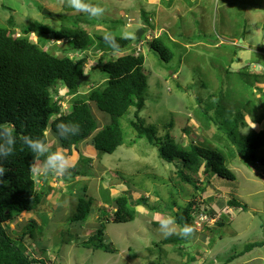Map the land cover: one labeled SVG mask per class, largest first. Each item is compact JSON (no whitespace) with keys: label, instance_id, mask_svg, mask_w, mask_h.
Returning a JSON list of instances; mask_svg holds the SVG:
<instances>
[{"label":"rangeland","instance_id":"1","mask_svg":"<svg viewBox=\"0 0 264 264\" xmlns=\"http://www.w3.org/2000/svg\"><path fill=\"white\" fill-rule=\"evenodd\" d=\"M82 2L103 8L102 15L93 17L77 11L69 6V0H0V26L9 28L17 37L24 36L22 28L35 21L54 30L67 26L75 28L76 24V27H86L93 37L110 33V29L115 28L114 34L134 38L137 28L146 26L143 20V14H146L150 28L148 26V32L141 40V52L145 57V71L150 77L148 100L139 118L146 125L154 126L159 136L169 132L184 146L192 144L221 150L227 168L236 179L227 181L203 175L201 168L193 177L200 187L197 191H204L195 199L202 212L201 222H193V233L187 242L163 244L164 240L179 235L181 229L173 223L169 228L174 229V233L166 236L167 229H162L161 225L172 219V213L178 211L177 205L184 207L191 196L199 192L177 179L175 169L162 161L157 150L146 140L138 139L128 147L127 143L136 136L128 124V119L135 120V109L121 118L126 144L112 154L98 153L92 145V137L67 154L48 128L46 146L49 152L62 151L68 159L70 173L78 174L65 180L64 176H45L43 172L34 171L38 190L45 189L42 201L31 212L4 224L9 235L21 240L27 252L45 264H225L227 255L234 257L227 264H264V246L239 255L244 243L262 239L264 167H246L240 157L229 156L223 147L225 140L218 142L216 137H226L220 130L219 123L223 118L216 115L214 97L221 92L223 100L229 96L224 108L228 119L229 105L239 104L234 101L238 92L228 95L233 89L245 88L247 91H241L244 94L254 92L257 95V89L250 90L252 79L238 83V86H234L235 82L231 88H221L217 77L225 80L228 74L237 76L238 71L244 69L264 75V66L256 63L264 62V54L257 51L258 47H264V13L246 8L242 0H175L174 4L168 0ZM258 2L264 7V0ZM45 9L55 15L43 14ZM163 33L176 43V46L169 44L168 47L183 55L176 73L172 72L174 63L166 64L149 51L148 41ZM27 38L33 43L39 41L35 33ZM46 38L44 44L39 43L44 50L61 57L60 49L69 48L64 55L75 61L83 59V75H89L75 96H65L66 89L57 88L58 95L54 100L62 99L60 106L65 114L70 112L74 98L85 97L92 88L102 86L106 81L107 75L100 72L99 67L108 59L114 60L128 52H116L111 54L113 57L107 54L104 58L102 51L88 50L77 54L70 49L69 43ZM223 44H235L240 47L237 48L239 52L234 56L232 48H222ZM224 55L226 60H223ZM258 80L260 83L253 85L264 91V76ZM211 106L208 111L211 121L206 128L196 115ZM89 107L98 130L110 124L107 113L92 102ZM261 118L260 124H253L252 117L244 114L247 124L246 128H240V133L246 135L249 128L262 130L264 115ZM82 157L90 162H82ZM125 192L131 194L132 200L142 199L143 203L135 207L137 215L132 222L112 223L113 202L126 196ZM84 195L94 201L92 212L84 223H72L68 218L72 216L78 198ZM232 199L244 205L246 211L229 207ZM101 226L103 241L110 251L94 249L85 243Z\"/></svg>","mask_w":264,"mask_h":264},{"label":"trees","instance_id":"2","mask_svg":"<svg viewBox=\"0 0 264 264\" xmlns=\"http://www.w3.org/2000/svg\"><path fill=\"white\" fill-rule=\"evenodd\" d=\"M242 1L245 2L246 8L249 7L264 13V7L258 0ZM89 16L91 15L89 14ZM143 20L150 28L146 14H143ZM74 23L77 22L74 21ZM86 29V27H76L75 24V28L67 26L54 30L34 21L22 28L21 33L24 36L17 37L9 28L0 26V125H15L17 140L14 154L0 161V166L6 169L3 182H0V264H45L41 260L31 258L21 240L12 238L4 224L23 213L31 212L42 201L45 189L38 190L39 186L33 177V169L45 159L48 153L35 162L33 153L24 144V138L30 137L47 145L46 130L48 128L55 134L59 146L67 154H71L73 149L90 137H92V145L98 153L112 154L126 144L120 123L121 118L127 115L131 109H135V120L128 119V124L136 136L133 141L127 143L128 147L138 139L146 140L151 147L157 150L159 158L175 169L173 172L177 179L180 178L182 183L193 186L196 192H199L197 190H200V187L198 181H194L193 177L200 172L201 168L203 175H212L227 181L235 180V176L226 166V158L221 150L192 144L184 146L169 132L159 136L154 126L146 125L139 118V113L144 109L145 102L148 100L150 77V73L146 72L144 68V55L141 52L135 55V47L132 48L133 44H137L141 40L137 41L134 38L114 34L115 28L110 29L112 31L110 33L94 37ZM31 33L37 35L38 43H33L27 38ZM46 36L55 42L67 41L70 49L79 53H85L88 50H94L92 51L94 53L102 51V58L107 54H109L108 57H113L111 53L114 52H128L114 60L108 59L99 67V71L107 75L106 81L102 86L92 88L85 97L74 98L70 112L65 114L60 106L62 99L54 100V96L58 95V87L66 89L65 96L78 94V89L82 86H77L76 83L83 75V59L75 61L64 55L63 52L69 48L60 49L63 54L61 57L54 52L42 49L40 44L45 43ZM147 44L149 51L157 54L156 56L164 63H174L172 72H177L183 55L176 54L168 47L169 44L176 46V43L166 33L153 38ZM213 45L215 46L216 43ZM225 46L232 48L234 56L239 52L237 48L240 47L235 44H223L222 48ZM102 58L101 60H103ZM223 60H226V55L223 56ZM256 63L264 66L262 60L256 61ZM238 72V77L231 74H228L225 80L217 77L218 85L221 88L223 86L231 88L235 82L234 86H238V83L243 84L252 79L250 90L257 89V95L254 92L249 95L244 94L241 91H247L245 88L243 90L233 89L228 95L238 92V95L234 96L236 97L234 101L239 104L233 102L232 105H229L231 114L228 119H226L228 113L224 108L229 96L223 100L222 92L214 95L216 115L223 118L219 123L220 130L226 139L220 136L216 138L218 142L226 141L223 147L231 158L240 157L242 164L248 168L264 167V124L262 130L256 131L249 128L246 135L240 133V128L243 126L246 128L247 124L244 114L248 115L250 119L252 117L253 121H250L253 124L261 123V117L264 115V91L258 85L254 86L253 84L260 83L258 79L264 75L252 73L248 69ZM242 79L245 81L242 82ZM203 86L206 84L204 83ZM89 102L94 103L100 111L109 115V125L98 130V124L90 110ZM211 108L212 106L207 107L202 113L196 115L206 128L211 121L208 116V111ZM257 111L261 113L257 114ZM61 125H66L67 131ZM77 125L79 131L76 130ZM168 126L171 127L172 124H168ZM80 160L90 162V159L83 157ZM77 174V172L72 174L69 171L64 179ZM203 192L202 190L192 195L184 207L181 208L177 205L178 211L172 213L174 223L181 229L185 226L192 227L194 216H199L202 213L195 199ZM125 194L127 195L118 197L113 202L115 210L110 220L112 223L132 222L137 215L135 207L143 203L142 199L132 200L129 192H125ZM93 202L92 197L85 195L79 197L72 216L68 220L77 224L84 223L92 212ZM228 205L231 208L246 211V207L235 199L230 200ZM213 214L212 211L211 215ZM260 217L262 218V239L244 243L239 255L264 246V218ZM33 223L30 221V224L33 225ZM103 234L104 230L101 226L93 236L86 240V245L94 249L110 251L109 245L103 241ZM189 239L190 236L175 235L164 240L163 244L187 242ZM229 256L227 255V258L224 259L225 264L230 263L234 258Z\"/></svg>","mask_w":264,"mask_h":264},{"label":"clouds","instance_id":"3","mask_svg":"<svg viewBox=\"0 0 264 264\" xmlns=\"http://www.w3.org/2000/svg\"><path fill=\"white\" fill-rule=\"evenodd\" d=\"M174 1L175 0H172V1L168 0V2H170V3L173 2V4H174ZM183 1L186 2L187 0H183ZM190 4H192V2H190ZM69 6L72 7L73 9L77 10V11L87 12L88 14H90L93 17L102 15V13L104 11L103 8H100L98 6H92V5L85 4L82 2V0H69ZM144 25H146V24H144ZM138 29H143L144 32L141 35V37L143 39L145 37V34L148 32V25H146L143 28H137V30ZM145 29H146V31H145ZM154 38H157V36H155ZM134 39H135V37H134ZM142 39L140 38L139 40H142ZM152 39H150V40H152ZM139 40H137V41H139ZM62 42L67 44V41H62ZM142 46H143L142 41H140L137 44H133V47H135V55H138L141 52ZM42 47H43L42 49H44L43 45H42ZM260 49H264V47L263 46L258 47L257 51H260ZM83 53L84 52H82V53L78 52L77 54H83ZM114 53H116V52H114ZM111 54H113V53H111ZM262 54H264V53H262ZM70 59H72V58H70ZM258 66L262 67L261 65H258ZM61 127H63L65 129V131H67L66 125H61ZM76 130L79 131L78 125L76 126ZM16 143H17V140H16L15 125H12V124L0 125V161L7 159L14 154V152L16 150ZM24 144L31 151V153H33V157H34L35 162L39 161L40 157L45 156V153H48V155L45 157V159L43 161H40V163H38L39 167L34 168L33 171H35L37 173L43 172V174H45V175L52 174V175H55L58 177H63L66 174H69L68 159L66 158V156L63 154L62 151L49 152V149L47 148V146L44 142L39 141V140H33L30 137L24 138ZM5 174H6V169L4 167L0 166V182H3V177L5 176ZM201 219H202V213L199 216L195 215L194 221H193L194 224L196 223L197 220H199V222H201ZM173 223H174V220L169 219L161 225L162 229H167V231L165 232L166 236L172 235L174 233V229L169 228V225H171ZM192 233H193V228L190 226H185L179 231V235L182 237H189L192 235ZM30 256H31V254H30ZM31 258L40 260V259L35 258L33 256H31Z\"/></svg>","mask_w":264,"mask_h":264},{"label":"water","instance_id":"4","mask_svg":"<svg viewBox=\"0 0 264 264\" xmlns=\"http://www.w3.org/2000/svg\"><path fill=\"white\" fill-rule=\"evenodd\" d=\"M43 14H45V15H49V16H53L54 15V13H52V12H50V11H48V10H43ZM143 29H138L137 31H136V33H135V39L136 40H139L140 38H141V35L143 34ZM242 41V40H241ZM240 41V42H241ZM260 51L262 52V53H264V49H260ZM88 78H89V75H82V76H80L79 77V79H78V81H77V83H76V85L77 86H80L83 82H85L86 80H88Z\"/></svg>","mask_w":264,"mask_h":264},{"label":"bare ground","instance_id":"5","mask_svg":"<svg viewBox=\"0 0 264 264\" xmlns=\"http://www.w3.org/2000/svg\"><path fill=\"white\" fill-rule=\"evenodd\" d=\"M223 180H225V179H223Z\"/></svg>","mask_w":264,"mask_h":264},{"label":"crops","instance_id":"6","mask_svg":"<svg viewBox=\"0 0 264 264\" xmlns=\"http://www.w3.org/2000/svg\"><path fill=\"white\" fill-rule=\"evenodd\" d=\"M38 259H40V258H38Z\"/></svg>","mask_w":264,"mask_h":264}]
</instances>
